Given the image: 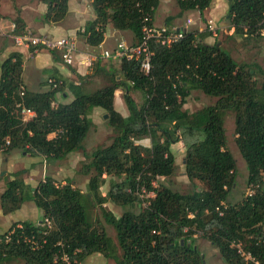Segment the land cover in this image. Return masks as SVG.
Wrapping results in <instances>:
<instances>
[{"label": "trees", "instance_id": "obj_1", "mask_svg": "<svg viewBox=\"0 0 264 264\" xmlns=\"http://www.w3.org/2000/svg\"><path fill=\"white\" fill-rule=\"evenodd\" d=\"M91 1L96 18L83 34L91 47L103 42L109 25L130 32L132 44H139L144 19L149 17L153 25L159 6V0ZM174 1L180 13L169 18L168 23L191 11L199 12L206 21L205 12L213 2ZM47 2L46 22H62L70 0ZM227 16L235 36L244 40L262 37L264 0H230ZM16 23L24 31L23 25ZM209 37H213L209 31L187 32L171 46L152 40L149 75L141 71L140 61L124 59L118 67L112 65L111 72L108 69L107 85L93 93H76L70 103H57L65 84L51 86L46 92L28 91L22 80L20 55L12 54L3 62L0 151L64 159L83 150L95 108L104 110L107 125L115 135L110 145L92 152V161L86 167L87 174L92 170L93 173L86 193L71 182L58 185L50 176L35 190L19 177L8 182L0 198L4 213H13L26 202H34L43 218L41 222L13 223L7 232L0 233V264L14 260L56 264L61 245L81 263L94 254H102L116 264H206L193 240L196 235L214 246L226 264H245L232 248L233 242H241L264 264V69L258 64L238 63L219 46V41L206 42ZM99 63L95 64L98 71ZM21 87L25 88L23 97ZM71 88L75 90L77 86L72 84ZM118 90L124 91L127 117L115 109ZM133 91L142 94V104L133 98ZM193 91L217 100L214 105L190 113L184 106ZM19 103L36 111L32 122L22 123L17 114ZM227 112L235 113L237 143L248 170L247 185L255 188L252 196L246 194L237 203L232 199L237 162L227 147ZM52 133H57V137L49 138ZM146 138L151 140V147L137 144ZM178 143L186 148V176L192 184H201L187 194L158 182L174 175L176 157L172 146ZM106 177L111 181L103 196L101 188ZM143 190L155 197L142 199ZM109 201L125 209L122 216L106 209L104 205ZM92 203L100 207L106 223L115 229L116 242L103 226L98 227L97 221L88 218ZM47 220L52 222L51 228L47 227ZM8 235L10 240L6 241ZM31 238L36 245L29 242ZM75 251L80 253L74 256Z\"/></svg>", "mask_w": 264, "mask_h": 264}, {"label": "crops", "instance_id": "obj_2", "mask_svg": "<svg viewBox=\"0 0 264 264\" xmlns=\"http://www.w3.org/2000/svg\"><path fill=\"white\" fill-rule=\"evenodd\" d=\"M159 3L160 5L153 18V23L157 27L166 25L170 28L181 29L187 32H203V29L199 28L200 25L198 20H203L199 12H186L180 18H176L174 21L171 20V22L168 23L169 18L178 16L180 12L172 15L173 10H171L167 4L176 6L177 4L174 0H159ZM48 9L49 4L47 0H0V17L7 22L19 21L23 25L24 31L31 32L35 35H47L55 39L76 36L78 38V53L74 65H65L60 54L57 52L53 54L50 51L41 50L37 53H32L25 47H16L10 40L0 39V82L3 62L12 54H18L22 57V80L28 91L34 93L46 92L51 88V85L48 84V80L52 79L66 86L64 92L58 95L57 103H70L75 99L76 93L88 94L100 89L98 88L97 90L91 91L92 80L98 76L107 78L111 66L115 65L118 67L120 65V61L117 60H104L99 58L104 50H113L117 42L122 39L121 37L123 35H126L127 38L130 39L131 42L129 43L131 44L134 40L133 37L129 35V32L118 31L109 25L106 29L103 42L98 47L89 46L83 36L84 33L82 30L96 18L91 0H70L68 14L65 19L58 24L46 22L44 18ZM223 9L221 0H213L204 18L206 20L212 18L219 32L224 30L228 35L232 36L234 29L231 27L228 19V23H226L222 21L221 14H218V11L221 12ZM225 13H228V10H225ZM176 23H184V25L178 26ZM96 57L98 59L94 60ZM98 62L101 64V69L104 67L102 71H100L101 69L99 71L97 70L96 65ZM77 78H79V80L81 79L83 84L78 83L79 87L72 90L71 85L75 83L74 81ZM123 95V90H118L116 92L114 105L119 113L127 117L129 112ZM101 114H104L103 109H94L90 116L93 124H97L96 120ZM53 137L54 135H51L49 138ZM147 143H151V140L148 138L137 142V144H142L145 147H151V145ZM72 154L73 153L69 154L64 159L56 160L53 158L32 157L20 151H12L8 154L0 151V198L5 192L8 182L14 181L17 177L22 179L26 186L35 190L43 178L45 179L46 173L48 176L54 178L53 174L58 169L60 170L62 168V164L60 163L65 159H69ZM52 160L55 162H52ZM80 160L82 161V159ZM37 178L39 180H37ZM88 183L89 180L84 187H88ZM106 184L104 186H106ZM103 196L106 195L103 194ZM233 203L236 202L233 200ZM42 218L43 213L36 207L34 202H26L21 209L10 214H5L0 199V227H3V229H0V232H7L13 223L25 221L41 222ZM207 243L210 245L209 242ZM215 251L218 250L215 249Z\"/></svg>", "mask_w": 264, "mask_h": 264}, {"label": "rangeland", "instance_id": "obj_3", "mask_svg": "<svg viewBox=\"0 0 264 264\" xmlns=\"http://www.w3.org/2000/svg\"><path fill=\"white\" fill-rule=\"evenodd\" d=\"M228 1L229 0H221L224 9L221 12L218 11V14H221L222 21L226 23L229 22V17L227 16V13H225V10H229L230 1L229 2ZM167 5L171 10H173L172 15L176 14L177 12H180L179 8L176 5L173 4L171 5L167 4ZM210 21L213 22L215 29L213 28L214 30L213 32H211L213 34V37L207 38L206 42H208L209 44H214L216 41H219L220 42L219 46L225 49L226 51H228L231 54L232 58L236 60L238 63L258 64L261 68L264 69V35H262V37H252L245 40L239 36H235L234 33L232 36H230L224 30L221 31L218 35L219 30L217 29L216 23L213 21L212 18L207 19L206 21L199 19L198 20V23L200 25L199 28H202L203 32L209 31ZM177 25L183 26L184 23L183 24L180 23ZM129 35L133 37V35L130 32ZM121 38L124 39L127 43L131 42L126 35L125 36L123 35ZM108 80L109 79H107L106 77H101V76L96 77L94 80H92L93 82H92L91 91L104 87L105 85L108 84ZM74 82L77 83V84L74 83L77 86V88L79 87L78 83L83 84V81H81V79L79 80V78L75 79ZM132 96L139 104L143 103V97L140 92L133 91ZM216 100H217L216 98L208 97L200 91H193L191 96L188 98V101L185 104L184 109L190 113H194L206 106L214 105ZM96 123L97 124H93L92 129L88 134V137L83 143V150L73 153L71 156L74 157L70 156L69 159H65L61 163L59 162L60 164H62V168L60 170L58 169L53 174L54 175L53 179L55 180L56 184L64 185L67 182H71L75 187L80 188L84 193L88 191V187H84V185L86 184L91 174L93 173L92 170L90 175L87 174V167H86L92 161L91 154L94 150H96L99 147H105L110 145L115 135L114 130L107 125V119L105 118L104 114L99 115V118L96 120ZM225 129L227 135V147L229 151L233 154L237 162V185L233 190L234 193L233 200L237 203L245 198L249 186L247 185L248 170L246 167V163L240 153L239 146L237 143L236 116L234 112L226 113ZM147 144L151 145V143H147ZM172 151L176 157L175 173L170 178L158 179V182L163 183L164 185L170 187L173 191L182 194L190 193L193 191L194 186H201V184L200 183L192 184L185 174L186 148L184 147L183 143H178L172 146ZM80 159H82V161ZM53 161L54 160H52V162ZM45 175L48 176L47 173ZM106 179H107L106 186H103V188H101L102 194L104 195L108 193L110 187V181H111L110 177H106ZM37 180L39 179L37 178ZM104 206L106 207L107 210L111 211L117 217L122 216L123 212L125 211V209L112 203L111 201H109ZM88 218L90 219V221L91 220L97 221L99 223V225L97 223L98 227L103 226L106 232L108 233V235L111 236L112 239L116 242L115 229L111 225L106 223L100 207L98 205H95V203H92L89 206ZM0 229H3V227L1 226ZM193 240L195 242V245H197L200 251L204 254L206 264H226L222 259L220 253L218 251H215L216 248L211 244L208 245L207 240L203 239L200 235L194 236ZM4 264H26V263L22 260H14ZM82 264H116V262L112 259H107L102 254H95L89 257Z\"/></svg>", "mask_w": 264, "mask_h": 264}, {"label": "built area", "instance_id": "obj_4", "mask_svg": "<svg viewBox=\"0 0 264 264\" xmlns=\"http://www.w3.org/2000/svg\"><path fill=\"white\" fill-rule=\"evenodd\" d=\"M151 19L149 17L144 19L143 26V37L139 44L133 45L127 43L124 39H120L117 42L116 47L113 50H104L99 58L104 60H117L122 61L124 59L128 61L138 60L140 61L141 71L145 75H149L152 71V57L153 52L150 49V42L155 40L157 43L162 45L171 46L183 39L187 31L170 28L168 26H159L150 25ZM213 22H209V31L213 32L214 28ZM214 28V29H213ZM85 32V29L82 30ZM264 35V32L262 33ZM0 39L10 40L16 47H25L29 49L32 53H37L41 50H47L50 52H57L60 54V57L65 65L73 66L75 63L76 55L78 53V38L75 36H68L59 39L51 38L47 35H35L31 32L20 31L18 24L16 22H7L0 17ZM98 58L96 57L97 60ZM48 84L57 88L61 85L60 82L55 80H48ZM25 95V88L21 87L20 96ZM53 106H57L56 103H53ZM17 114L20 117V120L23 124L32 122L37 113L33 109L26 108L24 103H19L17 105ZM62 133V131L60 132ZM53 138L57 137V133H52ZM50 135V136H51ZM52 139V138H51ZM10 145V140L7 139L6 146ZM156 184V182L154 183ZM255 192L254 186L249 187L247 194L252 196ZM142 199L154 198L155 194L150 192L147 193L146 190H143V194L140 195ZM144 206H147V203H144ZM222 206L226 208L227 206L223 203ZM218 212H221L220 207L217 208ZM47 227L51 228L53 226L52 222L47 220ZM10 240V236L6 237V241ZM29 242L36 245L35 241L31 238ZM60 246V244H59ZM232 248L236 249L238 255L243 259L245 264H261L251 252L247 251L244 248V245L241 242H233L231 244ZM61 249L55 256L56 264H82L77 258H73L61 245ZM80 251H75L74 256H76Z\"/></svg>", "mask_w": 264, "mask_h": 264}, {"label": "water", "instance_id": "obj_5", "mask_svg": "<svg viewBox=\"0 0 264 264\" xmlns=\"http://www.w3.org/2000/svg\"><path fill=\"white\" fill-rule=\"evenodd\" d=\"M105 118H108V116H107V115H105Z\"/></svg>", "mask_w": 264, "mask_h": 264}]
</instances>
